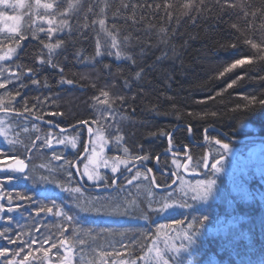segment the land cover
<instances>
[{"label": "trees", "instance_id": "1", "mask_svg": "<svg viewBox=\"0 0 264 264\" xmlns=\"http://www.w3.org/2000/svg\"><path fill=\"white\" fill-rule=\"evenodd\" d=\"M189 2L82 0L83 9L72 17L69 31L55 40L63 41L56 52L44 48L48 41L33 25L37 8L32 4L23 15L20 14L22 24L17 33L0 32V50L15 48L14 60L1 65L8 71L0 76V82L9 72H23V83L27 85L19 89L20 81H16L0 89V106L30 115L24 112L26 101L32 113L62 128L87 121L95 133L104 135L112 155L129 161L128 167L139 163L135 157L148 156L143 164L153 168L155 159L168 147L169 134L178 125L191 127L192 138L196 142L204 141V132L209 127H216L235 138L264 135V107L249 105L245 99L246 96L259 98L264 95V60L259 59V51L248 43L264 45V0H193V10L184 7ZM149 4L152 7H148ZM88 8L92 10L88 11ZM100 19L105 20V27L116 35L126 57L130 58L95 55L97 39L103 45L107 38L99 25ZM13 36L19 41V47H16ZM21 36L25 39H20ZM125 37H128L127 41ZM48 59L57 67L40 63ZM238 59H251L252 63L244 62L243 66L225 71ZM29 68L34 69L39 85L31 83L27 76ZM61 74H66L63 79H71L73 83L61 84ZM229 84H232L231 88ZM17 90L20 95H16ZM104 92L108 93L107 97ZM36 104L39 107H33ZM248 107L254 110H248ZM6 115L20 119V124L19 129H15L11 122L15 131L14 146L0 142V161L26 158L29 175L34 177L13 174L17 195L31 197V200L16 199L17 204H12L16 213L6 217L10 224L7 234L17 239V262L60 264L62 260L67 261L66 255L71 249L74 252L73 264H90L82 258L92 260V264H132L133 261L142 264V259L150 255L154 240L161 235H178L182 241L177 243L185 245L182 236L187 225L195 224V230L189 234V248L184 249V255L177 264H264V187L260 183L255 184L258 181L249 187L255 189L250 190V200L243 202L233 197L230 206L226 197L205 208L199 206L197 199L180 193V182L169 191L175 198L166 202L181 205L182 211L163 217V212L152 210L159 209L161 204H149L148 201H159L169 192H157L149 183L150 178L144 179L148 174L139 170L142 176L132 185L128 180L136 172L118 185L125 189L119 195L134 202L129 205L127 214L108 219L109 215L93 212L96 215L93 217L80 211L75 206L73 195L58 187H80L74 167H69L67 161L75 164L84 143L75 152L57 145V141H52L51 147L44 143L45 139H50L46 135L49 132L60 140L63 137L80 140L85 136L84 128L62 134L24 116ZM244 126L254 130L243 132ZM38 136L39 140L36 139ZM118 136L123 139L118 141ZM207 137L209 143L206 148H196L190 145L188 130L178 129L172 142L179 147H190L192 159L162 158L160 170L176 172L180 180L190 182L215 179L211 164L220 160L221 154H213L211 144L224 139L213 132H209ZM230 145L240 147L242 144ZM55 156L61 159L57 160ZM173 161L181 163V167L175 168ZM204 161L208 167L204 166ZM85 162L86 158L80 164L81 172ZM187 162L188 172L183 169ZM65 169L72 173L71 177ZM121 172H125L124 168L116 176ZM109 176L106 174L105 177L111 184L112 176ZM41 177H47V180H41ZM217 180L222 184L221 178ZM156 181L160 187L173 182L159 173ZM9 194L12 195L11 189ZM81 194V203L100 196L116 195L115 192H86L82 188ZM51 201H55L76 223L55 216L56 209L53 213L41 212L37 216V208L51 206ZM185 202L187 207L182 205ZM30 238L47 240V243L42 247L40 242L28 247L25 242ZM14 257L10 248V254L3 256L0 264L13 261ZM101 258L105 261L97 263Z\"/></svg>", "mask_w": 264, "mask_h": 264}, {"label": "rangeland", "instance_id": "2", "mask_svg": "<svg viewBox=\"0 0 264 264\" xmlns=\"http://www.w3.org/2000/svg\"><path fill=\"white\" fill-rule=\"evenodd\" d=\"M11 3H16V0H10ZM82 0H40V6L36 4V0H24V7H18L15 11L12 9H6L3 6H0V11L5 12L6 16H18L19 20L13 21L8 20L3 17H0V32L4 33L7 32L8 34H15L12 33L10 30L15 27L17 32L20 30V26L22 24V15L25 9H29L33 4L37 10L34 14L33 25L36 28L43 27L45 29L44 32H40V35L45 36L47 38L48 43L55 44V40L62 36L64 33L69 31V27H64L61 29V21L64 19L68 20V25L72 21V17L79 11V5H81ZM45 3L53 4L52 9H44L42 7ZM70 5L72 7H70ZM51 13H55V15H51ZM22 14V15H20ZM43 17L44 19H41ZM47 19H53L54 23L51 25L52 28L56 29L53 33L51 39H49L47 35L48 28L50 27L47 24ZM16 32V33H17ZM107 39V38H106ZM105 39V40H106ZM7 49L0 50V55H3L7 52ZM59 48L54 49L52 52H56ZM14 60V56L12 54V58L7 61H0V66H5L6 63H11ZM19 120L10 117L9 115H1L0 116V140H13L15 138V131L12 130V124L15 125V129H19ZM12 122V124H11ZM250 126L242 127L243 132H249L250 130L253 131L254 129ZM49 135L52 141L56 142L60 139L53 134V133H46ZM65 141L64 144H59L61 147L66 148L70 151H77L79 149V143L77 138H69L63 137L61 138ZM251 143H246L240 145V147L230 145L229 150L225 151L222 149V144H216V142L211 144V152L213 154H221L224 155L223 160L221 161V165L223 170L220 172H213L212 173L215 179H211L214 181L213 185L210 188V194L197 198L198 204L200 207L205 208L211 204H214L217 201H223L226 198L228 204L232 206V199L233 197L240 198L243 202L250 200V189L249 187L252 186L253 182L260 183L264 187V141H249ZM57 143V142H56ZM58 145V143H57ZM75 145V146H73ZM120 145V143H117ZM110 145L104 135L102 133H95L92 138L91 149L86 156V162L82 168L83 172L85 168L87 171L92 173L93 175L99 174L101 176H106V174L112 176L111 168L116 166L119 167L121 170L125 168L123 163H120L121 160L119 155H112L109 152ZM120 151V150H119ZM209 155L207 157V162H209ZM208 164V163H207ZM129 166V164H128ZM181 167V163H175V168ZM187 171V170H186ZM188 172V171H187ZM189 175V174H188ZM109 176V177H110ZM86 181L94 185L93 181H89L87 176H83ZM108 177V176H107ZM218 178H221L222 184H219ZM182 180V181H181ZM179 180L181 182L180 186V193L184 197H194L197 195V189H203V185L199 184L200 181L205 180H195L194 182H190L186 179ZM207 181V180H206ZM101 184L103 181L100 182ZM259 187V186H257ZM255 190V189H254ZM253 190V191H254ZM231 195V196H230ZM96 199V198H95ZM177 205L173 211L167 212L163 214V217H170L182 211L181 205ZM93 217H96L95 214L90 213ZM108 219L113 218V216H107ZM110 238L114 239V235H109ZM183 239V236H182ZM184 240V239H183ZM178 241H182L180 237L177 236H170L168 235H161L158 240H154L150 247V257L149 259H142V264H162L161 256L164 259H168L170 264H177V261L182 259V255H184L183 251L189 248V239L184 240V244L177 243ZM177 244L181 245L178 249ZM90 250V245L87 246ZM175 248L177 251L175 250ZM185 249V250H184ZM68 264L74 263V252L70 251L66 255ZM105 261L104 258L98 259L97 263L101 261ZM82 261L92 264V260L82 258ZM89 261V262H88ZM126 264V263H123Z\"/></svg>", "mask_w": 264, "mask_h": 264}, {"label": "snow or ice", "instance_id": "3", "mask_svg": "<svg viewBox=\"0 0 264 264\" xmlns=\"http://www.w3.org/2000/svg\"><path fill=\"white\" fill-rule=\"evenodd\" d=\"M193 0H190L189 3L185 4L184 7L186 9H192L193 10ZM36 4L38 6H40V0H36ZM0 6H3L6 9H12L13 11H15L18 7L22 8L24 7V0H16V3H11L10 0H0ZM42 7L44 9H52L53 8V4L51 3H45L42 5ZM70 7H72L70 5ZM148 7H152L151 4L148 5ZM157 8L160 7V5H156ZM79 8L82 10L83 9V5H79ZM91 8H88V11H91ZM51 15H55V13H51ZM0 17H3L5 19L8 20H13V21H17L19 20L18 16H6L5 12L0 11ZM41 19H44L43 17H41ZM47 24L50 26L48 28L47 31V35L49 37V39H51L53 33L56 31V29L52 28L51 25H53L54 20L53 19H47ZM99 25L101 27V30L104 32L105 36L107 37V39L104 41L103 45L101 44V41L99 39H97L96 42V52L95 55L97 57L99 56H103V55H108V56H115L117 59L120 58H130V57H126L125 52L122 49L121 46V42L118 41L116 35L109 31L106 27H105V20L104 19H100L99 20ZM70 27L68 25V20L64 19L61 21V29H63L64 27ZM233 27H235V25H233ZM12 33H16L17 30L15 27H13L10 30ZM40 32H44L45 29L43 27L39 28ZM163 31V29L161 30ZM12 39L14 40L16 47H19V41L15 40V37L13 36ZM20 39H25L24 36H21ZM125 41L128 40V37L124 38ZM162 42H166V41H162ZM43 43V41L41 42ZM248 43L251 44V47L253 49H257L260 53L259 55V59L264 60V45H257L256 43L252 42V41H248ZM63 44V41H57L55 44L52 43H44V48L48 49L49 52H52L54 49L60 48L61 45ZM235 46V45H234ZM102 47L104 48V51H102ZM15 52V48L13 47H9L7 49V52L3 55H0V61H7L10 60L12 58V54ZM244 62H251V59H238L236 60L234 63H232L230 65L229 68L225 69V71H231V69H234L238 66H243L245 65ZM41 64L44 63H48L51 67L56 68L57 64L53 63L51 59H48L47 61L45 60H41L40 61ZM8 71V69L0 66V76H2L4 74V72ZM63 71V69H61V72ZM23 72L20 73H16V72H9V74L7 76L4 77L3 81L0 82V89H4L6 88L7 84L12 83L15 84L16 81H20L18 88L19 89H23L25 87H27L26 84L23 83ZM35 75L34 69L29 68L28 69V76L29 78H31V83L34 85H39L40 81L33 78ZM221 75H223V73H221ZM137 76H139V73H137ZM61 84L67 83L69 85H71L73 83V81L71 79L68 80H64L63 78H61L60 80ZM47 86V85H45ZM228 87H232V84H229ZM11 95V94H9ZM16 95H20V91L17 90ZM103 95L105 97L108 96L107 92H104ZM121 100H123V97H120ZM246 100H248L249 105L252 106H260V107H264V95H261L259 98H257V96L252 95V96H246L245 97ZM107 101H105L106 103ZM33 107H39L38 104L33 105ZM247 107V106H246ZM0 110H5L6 111V106H0ZM248 110H254L253 107H248ZM24 112H28L30 115H35L37 120H42L43 117L40 115H36L35 113H32V109L30 107L27 106V102L25 101V108H24ZM109 112L111 114L112 109L111 106H109ZM19 115H23V113H18ZM213 115H215V113H213ZM84 125H87V121H82L81 122ZM50 127H58V125H52L51 122H49ZM89 132L91 133V128L88 129ZM189 133L191 134L192 129L189 127L188 128ZM162 135H168L166 133H161ZM37 140L40 139V137L38 136L36 138ZM118 141L123 139L122 137H117L116 138ZM8 144L10 145H15V141L12 140H8L7 141ZM44 143L51 147L52 145V140L51 139H45ZM58 144H64L65 141L63 139L58 140L57 141ZM169 143L171 144V139L169 138ZM220 140H216V144H220ZM75 146V145H73ZM32 147H35V142H33ZM222 149L225 151L229 150V145L228 144H222L221 145ZM27 151H31V149H27ZM125 151H127V149H125ZM55 159L59 160L61 159V157L59 156H55ZM149 157L148 156H137L134 158L135 161H138L140 166H143V162L148 160ZM157 161L159 160V158H156ZM189 160L192 159L191 156L188 157ZM223 160V156L221 155V159L217 160L215 163L211 164V168L213 170V172H220L223 170L222 165H221V161ZM120 163H123L125 165L124 171L126 172H131L132 168L128 167L129 161H120ZM173 163H175V161H173ZM67 164L69 165V167H75V165L71 162V161H67ZM133 166H136L135 164H133ZM204 166L208 167V164L206 161H204ZM28 167V165L26 164V158L25 159H20V158H16L14 161H7V167L4 168H0V172H18V173H23L26 176H28L29 178H34L31 177L29 175V172H26V168ZM30 171V170H29ZM65 171H67V174L69 177L72 176V173L70 171H68L67 169H65ZM78 174L83 177V176H87V179L89 181H93L94 182V186L97 187L98 189H100L102 192H108L110 189L116 193L115 196H100L97 197L94 200H90L87 201L85 203H81L82 200V194H81V188L77 187V188H65L63 185H58V187L61 188L62 191H67L69 192L70 195H73L74 197V201H75V206L82 212H86V213H95L97 215H111V216H119V215H125L128 212V207L129 205L134 204V202L128 201L126 198H122L119 193L125 191V189L119 187L117 185V177L116 174L118 172H120L119 167H112L111 168V172H112V181L111 184H108L107 182V178L104 176H101L99 174L93 175L92 173L87 171V168H85L84 172H79ZM152 169H147V172H151ZM121 175H123V172H121ZM142 176V173L137 170L135 175L132 176L131 179L128 180V184L132 185L134 180L139 179ZM13 179V177L9 176L7 177V180L10 182ZM144 179H149L148 176H144ZM41 180H47V177H41ZM103 181V183L101 184L100 182ZM152 180H149V183H152ZM199 184L203 185V189L202 191L197 189V195L192 197V199H197L203 196H206L208 194H210V188L213 185L214 181L212 180H207V181H200L198 182ZM135 187L139 188V185H136ZM149 195H153L151 192H149ZM3 196H0V199H3ZM175 197L174 195L169 192V194L166 197H161L159 201H154V200H149V204L153 203V202H157L161 204V207L159 209H152L153 211H161L164 213L173 211L174 208L177 206L175 204H169L166 201H171L173 200ZM15 199L17 200H24V199H28L31 200V197H27L25 195H20L18 194ZM7 200H8V207L7 209H5L3 204H0V213H3L5 211L7 212H12L14 209L12 207L13 204V196L11 194H9L7 196ZM183 206L187 207L188 204L185 202L184 204H182ZM56 209L54 215L57 217H62L66 222L69 223H76V221H74V218L72 216H69L66 212H63L62 209L60 208V206H58L56 204L55 201H51V206H46V205H41L37 208L36 211V215L39 216V214L41 212L44 213H53V210ZM145 219H147V216H144ZM9 219H11L9 217ZM195 230V224H188L187 225V229L184 232L183 235V239H187L189 238V234ZM5 232H0V236H5L6 234ZM38 231V230H37ZM8 242L9 243H16L17 241L8 237ZM41 243V247L43 246L44 243H47V240H43V241H38L36 238H30L29 241H26L25 244L28 247H31L32 244L35 243ZM63 241H61V245L63 246ZM82 243V241H81ZM52 247H55V244L52 245ZM23 249H21L22 251ZM71 251V249H69V252ZM7 255V249L0 251V256H6ZM14 255H19V252L14 253ZM45 255H47V253H45ZM27 260V256L24 257V261ZM161 261L162 264H170V261L168 259H164L163 256H161ZM6 264H23V261L17 262V261H7ZM60 264H68V262L66 260H62L60 262ZM132 264H135V262L133 261Z\"/></svg>", "mask_w": 264, "mask_h": 264}, {"label": "water", "instance_id": "4", "mask_svg": "<svg viewBox=\"0 0 264 264\" xmlns=\"http://www.w3.org/2000/svg\"><path fill=\"white\" fill-rule=\"evenodd\" d=\"M1 114H12V115H19L16 112L10 111V110H1L0 111V115ZM20 116H24L38 124H43L47 127H49L50 129L57 131L59 133H67V132H71V131H75L79 128H84L87 132L86 134V143H85V149L84 152L82 153V155L78 158V160L75 162V167H74V171H75V175L77 178V182L79 184V186L85 190L86 192H92V193H112L113 191L110 189L108 192H102L100 189H98L95 186H90L89 184H86L84 181V178L81 177L78 174V171L81 172V168H80V164L82 162V160L84 158H86V156L88 155L89 151H90V147H91V141H92V137L94 134V131L92 130V128L87 124L84 125L82 123L75 125L73 127L70 128H62L60 126L58 127H50V124L48 120L42 119V120H37L35 116H31L28 114L23 113V115ZM52 125H56L55 123L51 122ZM89 128H91V133L89 132ZM180 128H186L188 130L189 126H184V125H178L174 128V130L169 134L168 138H167V142H168V149L163 151L159 156V160L157 161V159H155L153 168L151 166H148L146 164H143V166H140L139 163L135 164L136 166H131L132 171L131 172H123V175L119 174L117 175V185H119L126 177H128L129 175H131L132 173L136 172L137 170H143L145 171L150 180H152V186L153 188L159 192V193H163V192H168L171 191L173 189H175L179 183V178L178 175L174 172H168V171H162L160 170V166H159V162L162 158H178V159H188V157L191 154V148L190 147H177L173 144L172 140L174 138L175 133L177 132L178 129ZM191 128V127H190ZM189 132V131H188ZM209 132H213L216 133L217 135L221 136L227 143H233V144H241L247 141H264V135H258V134H254V135H250V136H246L243 138H234V137H230L225 135L220 129H217L216 127H209L205 130L204 132V141L202 142H196L194 141V139L192 138V132L191 134L189 133V141H190V145L191 146H197L200 148H205L208 142V137L207 134ZM169 138L171 139V144L169 143ZM27 164V163H26ZM28 165V164H27ZM152 169V171L149 173L147 172V169ZM185 169V168H184ZM29 170V166L26 168V172H28ZM18 173V172H17ZM161 174L164 177H169L173 180V182L167 186V187H160L157 185V181H156V174ZM20 175H25L23 173H18Z\"/></svg>", "mask_w": 264, "mask_h": 264}, {"label": "flooded vegetation", "instance_id": "5", "mask_svg": "<svg viewBox=\"0 0 264 264\" xmlns=\"http://www.w3.org/2000/svg\"><path fill=\"white\" fill-rule=\"evenodd\" d=\"M27 76H28V74H27ZM67 77V75L66 74H61V75H59V78H66ZM33 78H35V79H37V76H34ZM62 88H64V86L62 87ZM46 120V119H45ZM51 122V121H50ZM54 123V122H53ZM41 125H43V124H41ZM43 126H45V125H43ZM45 127H47V126H45ZM48 129H50L49 127H47ZM79 129H81V128H79ZM93 129V128H92ZM51 131H54V130H52V129H50ZM78 130V129H77ZM85 130V129H84ZM76 131V130H75ZM86 131V130H85ZM58 133V132H57ZM86 134H87V132H85V136H84V138L82 137V138H80V140H77L78 141V143H79V148L81 147V144H83L84 143V145H85V143H86ZM229 136V135H228ZM230 137H233V136H230ZM220 138H222L221 136H220ZM235 138V137H234ZM221 140H223V138L221 139ZM173 141V140H172ZM0 142L1 143H5L6 144V146H12V145H10V144H8V142L6 141V140H0ZM223 142V143H222ZM220 144H229V143H227V142H225L224 140L222 141ZM199 143V142H198ZM207 143H209V142H207ZM175 146H177L176 144H174ZM229 146H230V144H229ZM177 147H179V146H177ZM193 147H196V148H200V147H197V146H193ZM206 148V147H205ZM205 148H203V149H205ZM84 149H85V147H83L82 148V153L84 152ZM167 149H168V147H167ZM167 149H165V150H167ZM164 150V151H165ZM82 155V154H81ZM80 155V156H81ZM16 158H7V159H5V160H2V161H0V168H4V167H7V161H14ZM21 159V158H20ZM171 159H175V160H184V159H178V158H171ZM78 160V159H77ZM27 164H28V162H26ZM28 166H29V164H28ZM29 171V170H28ZM13 174H16V175H20V174H18L17 172H0V196H3L4 198L3 199H0V204H3L4 205V207H5V209H7V207H8V200H7V196H8V194H9V192H10V189H11V191H12V196H13V204H17V200L15 199V197L17 196V186H16V177L15 176H13ZM9 176H11V177H13V179L9 182L8 180H7V177H9ZM169 178V177H168ZM171 179V178H170ZM170 181V180H169ZM14 210L12 211V212H7V211H5V212H3V213H0V232H5V230H9V226H10V224L8 223V220L6 219V217H8L10 214H12V213H16V208L14 207L13 208ZM7 231H6V234H7ZM5 234V236H0V251H3V250H5V249H7V255H9L10 254V248H11V252H12V255L14 254V253H16V251H17V242L16 243H9L8 242V237H9V235L7 234L6 235ZM14 240H16L17 241V239H16V237H14ZM3 256H0V260H1V258H2ZM14 261H17V255H15V257H14V259H13Z\"/></svg>", "mask_w": 264, "mask_h": 264}, {"label": "bare ground", "instance_id": "6", "mask_svg": "<svg viewBox=\"0 0 264 264\" xmlns=\"http://www.w3.org/2000/svg\"><path fill=\"white\" fill-rule=\"evenodd\" d=\"M247 135H245V136H242V137H240V138H243V137H246ZM248 136H250V135H248ZM247 142H249V141H247ZM243 144V143H242Z\"/></svg>", "mask_w": 264, "mask_h": 264}]
</instances>
